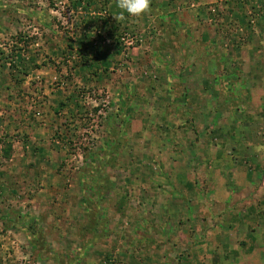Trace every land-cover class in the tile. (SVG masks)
Masks as SVG:
<instances>
[{
    "label": "rangeland",
    "instance_id": "374dc122",
    "mask_svg": "<svg viewBox=\"0 0 264 264\" xmlns=\"http://www.w3.org/2000/svg\"><path fill=\"white\" fill-rule=\"evenodd\" d=\"M119 11L0 0V264H264V0Z\"/></svg>",
    "mask_w": 264,
    "mask_h": 264
},
{
    "label": "clouds",
    "instance_id": "9594fccd",
    "mask_svg": "<svg viewBox=\"0 0 264 264\" xmlns=\"http://www.w3.org/2000/svg\"><path fill=\"white\" fill-rule=\"evenodd\" d=\"M116 7L120 10L117 19L124 20L128 16L139 18L151 10V0H115ZM253 150L257 153L264 152V144L255 145Z\"/></svg>",
    "mask_w": 264,
    "mask_h": 264
},
{
    "label": "trees",
    "instance_id": "16d2710c",
    "mask_svg": "<svg viewBox=\"0 0 264 264\" xmlns=\"http://www.w3.org/2000/svg\"><path fill=\"white\" fill-rule=\"evenodd\" d=\"M9 149H10V144L9 143L8 144L7 143L4 144V147L2 149V154H3L4 157L8 156Z\"/></svg>",
    "mask_w": 264,
    "mask_h": 264
}]
</instances>
